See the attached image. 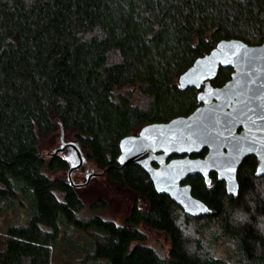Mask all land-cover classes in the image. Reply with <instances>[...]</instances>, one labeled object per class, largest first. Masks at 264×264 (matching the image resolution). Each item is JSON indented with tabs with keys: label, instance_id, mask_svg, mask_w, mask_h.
Wrapping results in <instances>:
<instances>
[{
	"label": "trees",
	"instance_id": "1",
	"mask_svg": "<svg viewBox=\"0 0 264 264\" xmlns=\"http://www.w3.org/2000/svg\"><path fill=\"white\" fill-rule=\"evenodd\" d=\"M229 39L264 41V0H0V210L16 199L32 207L26 224L5 228L0 264H50L52 245L70 227L91 249L74 264H264V188L254 184V162L238 167L232 195L214 173L209 182L188 178L210 209L201 215L157 192L140 166L117 162L122 138L200 104L202 86L183 88L178 77ZM232 72L219 66L211 85ZM54 131L70 134L102 170L96 176L128 195L122 224L98 213L104 198L84 201L66 157L45 154L39 138ZM236 211L245 218L232 224ZM191 220L190 238L182 225ZM214 225L234 241V261L200 238ZM148 231L163 234L167 248L150 245Z\"/></svg>",
	"mask_w": 264,
	"mask_h": 264
},
{
	"label": "water",
	"instance_id": "2",
	"mask_svg": "<svg viewBox=\"0 0 264 264\" xmlns=\"http://www.w3.org/2000/svg\"><path fill=\"white\" fill-rule=\"evenodd\" d=\"M219 66H230L233 72L223 85L214 87L210 78ZM178 83L183 88L202 86L197 95L200 104L187 116L147 124L137 135L122 138L117 162L140 166L154 189L167 194L185 213L209 214L208 206L192 195L186 178L199 174L209 182V173L215 172L225 182L226 193L236 194V172L249 154L259 158L255 174H264V41L249 45L238 39L220 40L179 75ZM65 145L77 156V163L67 170L69 182L86 184L98 173H88L83 183H74L70 174L82 164V155L75 143L62 142L61 148ZM203 149V156L190 157ZM172 155L179 157L167 161ZM229 166L232 173L226 171Z\"/></svg>",
	"mask_w": 264,
	"mask_h": 264
},
{
	"label": "rangeland",
	"instance_id": "3",
	"mask_svg": "<svg viewBox=\"0 0 264 264\" xmlns=\"http://www.w3.org/2000/svg\"><path fill=\"white\" fill-rule=\"evenodd\" d=\"M39 140L44 147L45 154L59 152L68 159L71 165L77 163V156L70 146L65 145L64 148H61L62 142L74 143L70 134L65 133L62 137L59 131H54L45 137H40ZM100 172L102 170L93 161L87 160L82 155V164L73 169L70 175L74 183H83L88 173ZM53 175L66 178V171H58ZM110 184L103 175H93L84 184L85 188L83 189L82 196L86 203L96 200L99 196L107 200V206L98 210V213L104 218L112 219L117 224H122L123 219L129 211V198L124 191ZM254 184H258L260 189L264 188V177H257ZM31 214L32 207L26 199H16V202L8 206L6 210H0V247H2L4 240L5 228L10 225L26 224ZM230 216L233 220L231 221L232 224H236L239 220L245 218L239 211L231 213ZM258 221L260 222L261 219L259 218ZM182 226L186 235L190 238L193 237L197 222L191 220L190 225ZM212 228L199 234L200 238L211 245L215 256L225 257L229 261H234L238 256L234 241L227 235L217 236V233H219L217 225H214ZM147 234L150 245L156 248H167V242L163 234L155 231H148ZM84 236L86 234L73 227L63 232L57 242L51 247L50 264H74L86 255V252H90L88 239ZM82 246H86L85 249Z\"/></svg>",
	"mask_w": 264,
	"mask_h": 264
},
{
	"label": "flooded vegetation",
	"instance_id": "4",
	"mask_svg": "<svg viewBox=\"0 0 264 264\" xmlns=\"http://www.w3.org/2000/svg\"><path fill=\"white\" fill-rule=\"evenodd\" d=\"M242 129V127H239L237 130H236V132L238 133V132H240V130ZM203 150H205V152H206V149H203ZM205 152L204 153H202L203 155L205 154ZM201 153V152H200ZM199 153V154H200ZM195 155L196 156H198V154H192V155H190V157H195ZM202 155V156H203ZM174 157H179L178 155H172V156H170V157H168L167 158V161L169 160V159H171V158H174ZM248 160H251L252 162H254V174H255V171H256V168H257V165H258V163H259V158L256 156V155H254V154H249V155H247V156H245L244 158H243V160H242V162L240 163V165L241 164H243L244 162H247ZM152 165L153 166H157V164L155 163V162H152ZM239 165V166H240ZM238 166V167H239ZM211 173H214L215 175H216V173L215 172H210L209 173V175L211 174ZM196 175H199V174H196ZM196 175H193V176H196ZM256 175V174H255ZM193 176H190V177H188V178H191V177H193ZM201 176V175H200ZM256 176H261V177H264V174H258V175H256ZM216 178H217V175H216ZM187 180V179H186ZM223 184H225V182L223 181V180H220ZM186 182V181H185ZM238 182V181H237ZM152 183V182H151ZM188 183V182H187Z\"/></svg>",
	"mask_w": 264,
	"mask_h": 264
},
{
	"label": "snow or ice",
	"instance_id": "5",
	"mask_svg": "<svg viewBox=\"0 0 264 264\" xmlns=\"http://www.w3.org/2000/svg\"><path fill=\"white\" fill-rule=\"evenodd\" d=\"M245 55H247V53H245ZM137 150H139V149H137ZM249 150H251V149H249ZM226 171L229 172V173H232V172L234 171V169H233L231 166H229V167L226 169Z\"/></svg>",
	"mask_w": 264,
	"mask_h": 264
}]
</instances>
